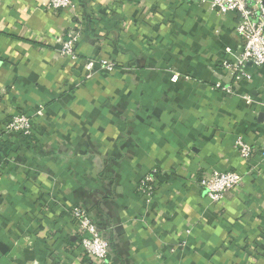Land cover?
Instances as JSON below:
<instances>
[{
    "label": "crops",
    "instance_id": "obj_1",
    "mask_svg": "<svg viewBox=\"0 0 264 264\" xmlns=\"http://www.w3.org/2000/svg\"><path fill=\"white\" fill-rule=\"evenodd\" d=\"M71 1L74 13L0 0V264H99L72 235L75 204L102 227L109 264H264V68L231 71L236 13ZM78 21V58L59 60ZM100 58L114 69L86 78L84 60ZM17 112L32 117L30 139L3 130ZM237 137L255 148L248 159ZM152 169L146 199L137 186ZM211 170H236L242 186L211 202L196 180Z\"/></svg>",
    "mask_w": 264,
    "mask_h": 264
},
{
    "label": "built area",
    "instance_id": "obj_2",
    "mask_svg": "<svg viewBox=\"0 0 264 264\" xmlns=\"http://www.w3.org/2000/svg\"><path fill=\"white\" fill-rule=\"evenodd\" d=\"M210 7L218 15H226L234 12L237 15L234 32L241 40L242 51L236 64L231 68L238 78L250 80L251 74L246 71L247 65L255 69L264 68V0H209ZM47 6L53 11L68 8L75 12V5L71 0H48ZM80 22L70 26L59 41L55 55L62 61H75L78 58L76 46L81 38ZM96 66L112 71L115 63L103 58L85 59V77L89 78ZM225 67H229L225 65ZM180 75L175 73L171 81L176 82ZM264 84V75H262ZM229 90V89H228ZM248 99V96L245 97ZM264 107V103H261ZM37 111L36 114H40ZM3 130L9 134L19 135L22 138L30 139L34 133L32 117L17 112L9 117L4 123ZM234 148L242 159H248L255 148L241 137H237ZM264 155V149L261 151ZM158 169H152L146 173L138 183V190L144 194L146 199L153 195L155 177ZM197 182L205 190L211 202H219L226 192L242 186V175L236 170H211L200 174ZM68 222L71 224V231L77 243L80 245L87 258L99 264H109V243L100 231V225L91 217L79 204L70 206L67 209ZM188 233V231H187Z\"/></svg>",
    "mask_w": 264,
    "mask_h": 264
},
{
    "label": "trees",
    "instance_id": "obj_3",
    "mask_svg": "<svg viewBox=\"0 0 264 264\" xmlns=\"http://www.w3.org/2000/svg\"><path fill=\"white\" fill-rule=\"evenodd\" d=\"M100 231L102 232L103 236L107 239V237L105 236L103 230H102V227L100 226ZM108 240V239H107ZM109 243V242H108Z\"/></svg>",
    "mask_w": 264,
    "mask_h": 264
}]
</instances>
